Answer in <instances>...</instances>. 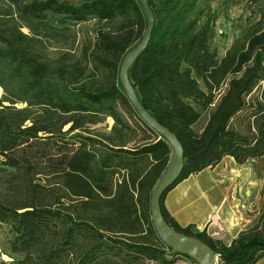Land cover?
Here are the masks:
<instances>
[{
	"label": "trees",
	"instance_id": "16d2710c",
	"mask_svg": "<svg viewBox=\"0 0 264 264\" xmlns=\"http://www.w3.org/2000/svg\"><path fill=\"white\" fill-rule=\"evenodd\" d=\"M148 1L155 23L129 77L184 148L163 215L209 244L218 264H256L264 194L230 245L180 226L164 201L226 156L240 164L264 156V0H249L259 17L221 56L216 0ZM91 19L95 36L78 42V24ZM147 23L141 0H0V247L9 264H170L179 255L150 211L171 145L138 115L119 77ZM107 118L108 130L99 126Z\"/></svg>",
	"mask_w": 264,
	"mask_h": 264
},
{
	"label": "crops",
	"instance_id": "0c3cea01",
	"mask_svg": "<svg viewBox=\"0 0 264 264\" xmlns=\"http://www.w3.org/2000/svg\"><path fill=\"white\" fill-rule=\"evenodd\" d=\"M264 194V156L238 163L226 156L214 167L192 173L165 196V206L177 223L201 230L211 212L220 210L226 224L220 238L230 245L239 232L253 224ZM175 264H198L186 255H176ZM147 264H157L148 261ZM256 264H264V258Z\"/></svg>",
	"mask_w": 264,
	"mask_h": 264
},
{
	"label": "water",
	"instance_id": "95a60500",
	"mask_svg": "<svg viewBox=\"0 0 264 264\" xmlns=\"http://www.w3.org/2000/svg\"><path fill=\"white\" fill-rule=\"evenodd\" d=\"M146 14L147 27L142 40L124 56L119 77L125 93L138 115L161 137L171 145L172 152L164 173L161 175L151 196V220L161 241L173 252L189 256L198 264H218L219 256L214 249L198 237L186 234L172 227L163 215L161 198L166 190L173 186L180 177L184 167V148L177 137L168 127L160 123L142 104L137 90L133 85L129 70L139 55L146 49L151 38L155 23L153 11L148 0H141Z\"/></svg>",
	"mask_w": 264,
	"mask_h": 264
},
{
	"label": "rangeland",
	"instance_id": "374dc122",
	"mask_svg": "<svg viewBox=\"0 0 264 264\" xmlns=\"http://www.w3.org/2000/svg\"><path fill=\"white\" fill-rule=\"evenodd\" d=\"M68 1L79 3L83 0ZM213 8L216 9L218 14L217 36L215 39L214 47L217 48L218 54L219 56H221L225 53V50L231 44L233 39L239 35L241 30H243L246 23L249 21H254L259 17L258 13L254 12L255 10L257 11L259 7L255 5H251L250 7L249 0H232L226 3H224L223 0H216L213 3ZM96 27L97 19H91L89 21L78 24L77 28L80 30V33L78 35V42H82L86 36H89L91 38L94 37V30ZM3 95L4 89L0 86V98H2ZM18 106L21 107L24 106V104H18ZM113 122L114 121L112 118H107L99 126L108 130L110 126L113 125ZM1 158L2 157L0 156V159ZM205 225L199 231H204ZM10 261L11 257L3 254L0 247V264H9Z\"/></svg>",
	"mask_w": 264,
	"mask_h": 264
},
{
	"label": "built area",
	"instance_id": "2783aa9c",
	"mask_svg": "<svg viewBox=\"0 0 264 264\" xmlns=\"http://www.w3.org/2000/svg\"><path fill=\"white\" fill-rule=\"evenodd\" d=\"M204 231L213 239H220L222 237L224 231H226V224L219 210L210 213Z\"/></svg>",
	"mask_w": 264,
	"mask_h": 264
}]
</instances>
